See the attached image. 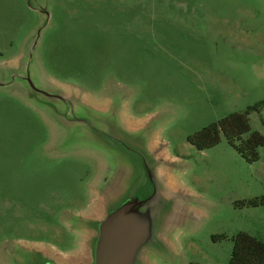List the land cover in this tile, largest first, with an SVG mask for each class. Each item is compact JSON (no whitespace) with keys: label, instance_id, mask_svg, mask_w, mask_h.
Returning <instances> with one entry per match:
<instances>
[{"label":"rangeland","instance_id":"rangeland-1","mask_svg":"<svg viewBox=\"0 0 264 264\" xmlns=\"http://www.w3.org/2000/svg\"><path fill=\"white\" fill-rule=\"evenodd\" d=\"M263 99L264 0H0V264L86 249L76 214L142 179L167 234L142 264H228L239 231L264 241V205L241 204L264 195V147L188 136Z\"/></svg>","mask_w":264,"mask_h":264},{"label":"water","instance_id":"water-1","mask_svg":"<svg viewBox=\"0 0 264 264\" xmlns=\"http://www.w3.org/2000/svg\"><path fill=\"white\" fill-rule=\"evenodd\" d=\"M30 88L50 99L68 101L70 94L47 88H38L25 77ZM149 152L152 148L147 146ZM137 152V148H132ZM141 151V150H140ZM140 153V152H139ZM145 173V171H144ZM150 177L153 174L149 171ZM143 181V179H142ZM142 181L119 185L117 181L107 188L96 190L95 208L91 214H76L74 226L86 235L85 248L76 254H61L42 245H26L41 254L36 264H142L149 250L167 239L165 220L159 205L157 189L153 194L142 190ZM159 194V193H158ZM160 195V194H159ZM70 219V218H69Z\"/></svg>","mask_w":264,"mask_h":264},{"label":"trees","instance_id":"trees-1","mask_svg":"<svg viewBox=\"0 0 264 264\" xmlns=\"http://www.w3.org/2000/svg\"><path fill=\"white\" fill-rule=\"evenodd\" d=\"M264 99L249 106L245 111H234L188 136L198 149H207L220 143L222 136L249 162L260 159L259 148L264 147V134L252 128L250 113L261 112ZM264 123V117L262 118ZM248 134L246 138L243 136ZM242 205H264V195L241 201ZM214 238H221L214 236ZM234 246L228 264H264V241L246 232L239 231L233 236ZM195 264V263H192Z\"/></svg>","mask_w":264,"mask_h":264},{"label":"crops","instance_id":"crops-1","mask_svg":"<svg viewBox=\"0 0 264 264\" xmlns=\"http://www.w3.org/2000/svg\"><path fill=\"white\" fill-rule=\"evenodd\" d=\"M32 244L39 245V244H37V243H32ZM77 249H78V248H77ZM77 252H79V251H77V250H76V251H75V250H73V253H68V255H69V254H76ZM62 253H63V252H62ZM64 254H67V253H64Z\"/></svg>","mask_w":264,"mask_h":264}]
</instances>
